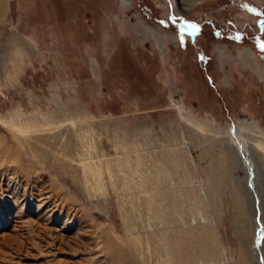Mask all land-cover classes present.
<instances>
[{
  "label": "rangeland",
  "instance_id": "374dc122",
  "mask_svg": "<svg viewBox=\"0 0 264 264\" xmlns=\"http://www.w3.org/2000/svg\"><path fill=\"white\" fill-rule=\"evenodd\" d=\"M191 2L0 0V264H264V0Z\"/></svg>",
  "mask_w": 264,
  "mask_h": 264
},
{
  "label": "bare ground",
  "instance_id": "6f19581e",
  "mask_svg": "<svg viewBox=\"0 0 264 264\" xmlns=\"http://www.w3.org/2000/svg\"><path fill=\"white\" fill-rule=\"evenodd\" d=\"M185 2V6H188L190 5V3H192L191 1L192 0H183ZM251 16V15H250ZM248 16V17H250ZM251 18V17H250ZM162 38H167V36L163 35ZM249 53V55H248ZM227 55V54H226ZM244 57L245 58H251L255 63L257 62L256 59L254 57H252V54L250 52H245L244 53ZM258 63V62H257ZM22 130V132L24 131V129H20ZM19 130V131H20ZM27 131V130H26ZM85 169L92 175H94V178L96 180V183L99 185V186H102L101 185V171H100V166H96L95 164H91V163H85L84 165ZM86 173V172H85ZM89 177V176H88Z\"/></svg>",
  "mask_w": 264,
  "mask_h": 264
}]
</instances>
